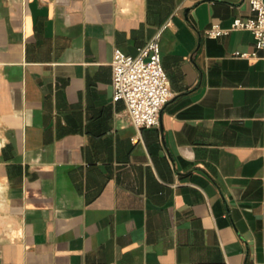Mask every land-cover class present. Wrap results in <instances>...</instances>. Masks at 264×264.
<instances>
[{
	"label": "crops",
	"instance_id": "crops-1",
	"mask_svg": "<svg viewBox=\"0 0 264 264\" xmlns=\"http://www.w3.org/2000/svg\"><path fill=\"white\" fill-rule=\"evenodd\" d=\"M248 0H0V264H264V53ZM158 39L136 128L116 49Z\"/></svg>",
	"mask_w": 264,
	"mask_h": 264
},
{
	"label": "built area",
	"instance_id": "built-area-1",
	"mask_svg": "<svg viewBox=\"0 0 264 264\" xmlns=\"http://www.w3.org/2000/svg\"><path fill=\"white\" fill-rule=\"evenodd\" d=\"M252 17L234 20L229 29L213 24L207 31L210 38L228 35L233 30L250 31L255 38L256 51L235 52L241 58H258L264 53V0H248ZM113 93L116 101H124L131 123L138 129L157 128L161 125V112L172 98L170 80L162 63L158 39L151 40L135 56L116 49L113 59Z\"/></svg>",
	"mask_w": 264,
	"mask_h": 264
}]
</instances>
